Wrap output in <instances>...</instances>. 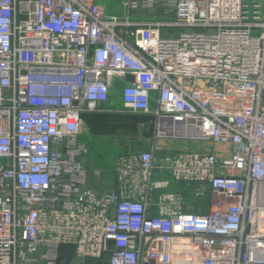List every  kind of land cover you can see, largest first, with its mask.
Returning a JSON list of instances; mask_svg holds the SVG:
<instances>
[{
  "label": "built area",
  "instance_id": "built-area-1",
  "mask_svg": "<svg viewBox=\"0 0 264 264\" xmlns=\"http://www.w3.org/2000/svg\"><path fill=\"white\" fill-rule=\"evenodd\" d=\"M121 6L0 0V264H66L64 245L70 264H264V0ZM117 80L154 140L203 148L119 157L118 190L96 192L82 114L111 104ZM156 168L196 184L206 211L154 201Z\"/></svg>",
  "mask_w": 264,
  "mask_h": 264
},
{
  "label": "crops",
  "instance_id": "crops-1",
  "mask_svg": "<svg viewBox=\"0 0 264 264\" xmlns=\"http://www.w3.org/2000/svg\"><path fill=\"white\" fill-rule=\"evenodd\" d=\"M117 89L123 85V81L117 80ZM118 93V92H117ZM119 94V93H118ZM83 134L86 136V142L89 151L84 159V164L90 173L89 187L96 192L103 190H118L117 186V160L122 156H131L137 152L154 149V156L159 160L166 154H173L179 147L201 148V143L179 142L174 140L158 139L154 140V120L152 114L141 112H131L118 105L113 107L111 104L103 106V109L95 112H85L82 114ZM118 148V154L100 151L101 147L109 144ZM207 145V144H206ZM204 144V147L207 148ZM194 149V148H193ZM103 158L108 163H103ZM101 165V166H99ZM152 176L154 181H168V185L154 190L152 198L154 201L164 194H174L181 197V206L184 210L200 209L206 211L207 202L197 205L195 200L189 199L178 193V181L173 180L167 173L154 169ZM172 180V181H170Z\"/></svg>",
  "mask_w": 264,
  "mask_h": 264
},
{
  "label": "rangeland",
  "instance_id": "rangeland-1",
  "mask_svg": "<svg viewBox=\"0 0 264 264\" xmlns=\"http://www.w3.org/2000/svg\"><path fill=\"white\" fill-rule=\"evenodd\" d=\"M104 4H105V8H106V12L108 14H116V15H122L123 14V7L121 6V0H103ZM262 12H263V8H262ZM142 17V19H154V18H163V19H166V16H165V13L164 11H161V12H157V11H149V12H146V13H141V15H139V18ZM173 30V29H171ZM175 31V30H173ZM177 31V29H176ZM118 89L115 90L114 94H113V97L111 99V105H113V107H117L118 105L121 106V102H120V98H119V95H118ZM80 140L82 142H84V144L86 145L87 147V150L89 151V146L86 142V136H84L83 138H80ZM196 144L192 145V147L194 149H196L197 147H195ZM202 149L203 148V145L200 146ZM100 151L103 152V151H108V152H112V153H115L116 155L118 154V148L114 147L113 144H109L107 145L105 148L104 147H101L100 148ZM104 163H108L107 160L105 158H103V163L101 164L102 166L104 165ZM99 165V166H101ZM152 181H154V176H152ZM172 181V180H170ZM178 190L177 192L178 193H181L182 196H187L189 199H192V200H195L197 205H202L204 204L205 202L208 201L207 199V195H205L204 197H196L195 196V189L197 187L196 184H191V185H187L185 183H182V182H179L178 183ZM71 246H61V257L63 260L66 261V264H70V261H69V256L71 255ZM97 263V260L96 259H93V258H88L85 262V264H96Z\"/></svg>",
  "mask_w": 264,
  "mask_h": 264
},
{
  "label": "trees",
  "instance_id": "trees-1",
  "mask_svg": "<svg viewBox=\"0 0 264 264\" xmlns=\"http://www.w3.org/2000/svg\"><path fill=\"white\" fill-rule=\"evenodd\" d=\"M70 249L72 250V247ZM107 259H108L107 255H104L100 259H96L97 260L96 264H108Z\"/></svg>",
  "mask_w": 264,
  "mask_h": 264
}]
</instances>
